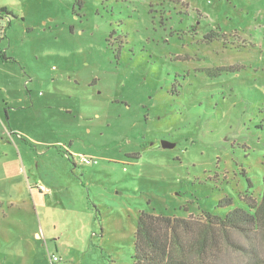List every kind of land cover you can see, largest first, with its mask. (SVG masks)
<instances>
[{"label":"rangeland","instance_id":"374dc122","mask_svg":"<svg viewBox=\"0 0 264 264\" xmlns=\"http://www.w3.org/2000/svg\"><path fill=\"white\" fill-rule=\"evenodd\" d=\"M80 1L0 0V202L35 179L70 195L36 196L43 230L16 221L2 264H133L141 212H253L263 195L264 0ZM219 244L205 264L264 258V235L250 257Z\"/></svg>","mask_w":264,"mask_h":264},{"label":"trees","instance_id":"16d2710c","mask_svg":"<svg viewBox=\"0 0 264 264\" xmlns=\"http://www.w3.org/2000/svg\"><path fill=\"white\" fill-rule=\"evenodd\" d=\"M76 2L81 6L80 0ZM0 17L12 18L13 15L3 7L0 8ZM232 201L231 197L226 196L219 201L217 207L230 206ZM248 207L253 212L234 208L220 216L205 211L203 218L196 219L141 212L136 223L132 263L205 264L202 259L211 256L214 258L221 240L235 251L250 257L251 252L255 251L253 246L250 247L252 240L257 235H264V191L260 203L256 206L250 204ZM194 257L198 259V263ZM249 260L252 261L248 264H264V258L257 256ZM212 261L214 262L211 264H215L216 261Z\"/></svg>","mask_w":264,"mask_h":264},{"label":"crops","instance_id":"0c3cea01","mask_svg":"<svg viewBox=\"0 0 264 264\" xmlns=\"http://www.w3.org/2000/svg\"><path fill=\"white\" fill-rule=\"evenodd\" d=\"M0 8L3 7L0 6ZM0 20H4V17H0ZM5 56L6 53L1 52V58L3 61H7ZM4 63L5 62H2L0 63V65ZM31 104L34 105V102H32ZM5 105L7 104L5 103ZM6 114H8L9 116V112H6ZM35 180L36 183H34V185H30L31 183L27 185L23 182L20 188H11V192L6 195L8 197L5 198V202H0V205L5 204L7 207L6 209H0V245H2L3 243V246L5 248L12 249L15 246L16 240L13 233H19V236H22L24 234V231H20L19 229L15 228V222H22V220L25 219L27 215L33 213L36 217L37 222L38 220L40 221L39 225L41 224L40 226L42 228L41 209H44V207L40 203H38L36 196L44 199L45 202H49L51 205H65L67 208L69 206L70 195L67 194L69 191L68 189H66L63 181L56 183L54 180H48V183L44 185L43 183H40L38 179ZM39 186L44 187L45 191H40ZM85 210L88 211L87 208ZM74 214L76 216V214L78 213L74 211ZM55 225V223L51 222L50 227L55 228ZM29 234L30 233H26L25 237L29 238L30 236H32L34 240L40 239L38 230L34 231L32 235ZM9 257L10 256L8 253L0 254V264H2L1 262H3V260ZM51 264H53V262H51Z\"/></svg>","mask_w":264,"mask_h":264},{"label":"built area","instance_id":"2783aa9c","mask_svg":"<svg viewBox=\"0 0 264 264\" xmlns=\"http://www.w3.org/2000/svg\"><path fill=\"white\" fill-rule=\"evenodd\" d=\"M82 161H83V163H90L91 162V160H88V159H82ZM39 190L40 191H45V188L44 187H42V186H39ZM58 259L56 258V257H53L52 256V258H51V262H54V261H57Z\"/></svg>","mask_w":264,"mask_h":264},{"label":"water","instance_id":"95a60500","mask_svg":"<svg viewBox=\"0 0 264 264\" xmlns=\"http://www.w3.org/2000/svg\"><path fill=\"white\" fill-rule=\"evenodd\" d=\"M161 146H162V148H171V147H174V144H171L167 141H162Z\"/></svg>","mask_w":264,"mask_h":264}]
</instances>
